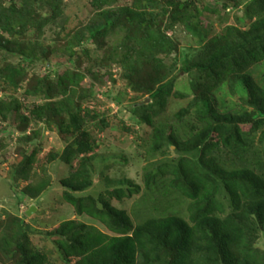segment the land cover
Here are the masks:
<instances>
[{
	"label": "rangeland",
	"instance_id": "1",
	"mask_svg": "<svg viewBox=\"0 0 264 264\" xmlns=\"http://www.w3.org/2000/svg\"><path fill=\"white\" fill-rule=\"evenodd\" d=\"M174 1L153 0L149 9L144 0H0V14L6 9L0 17V264H14L19 257L28 264H83L78 244L71 245L88 240L93 231L124 236L148 220L175 216L193 226L206 215L215 218L219 234H231L240 225L225 264L252 250L264 264V219L246 206L261 187L251 188V198L244 188L254 186V178L264 180L262 163L252 157L259 132L251 124L264 115L242 81L246 74L264 90V58L247 60L242 55L245 39L226 33L231 26L249 29L253 19L244 5L250 0ZM125 8L131 9L132 27L121 22ZM162 9L167 14L161 24L151 22L153 29L160 28L177 46L154 53L141 39L147 28L136 26L152 20L147 12L160 14ZM107 24L112 27L100 35ZM222 40L229 46L215 51L213 43ZM130 45L136 50L129 55ZM220 57L228 65L211 71L212 83L200 94L206 80L195 64ZM145 59L164 65L165 80H173L168 92L149 98L154 107L147 110L150 124L132 111L149 96L129 76V67ZM187 65L190 70L183 72ZM5 67L15 71L12 79ZM43 82L51 89L38 93ZM202 94L209 99L208 111ZM244 113L249 121H233ZM214 125L231 132L229 141L220 140L206 152L190 149L201 130ZM79 130L92 148L66 159ZM242 143L247 150L237 154L236 145ZM210 158L208 195L200 201L191 196L203 192L191 186L201 175L194 166L201 169ZM23 164L29 168L26 177L16 174ZM234 169L245 170L249 178L227 176ZM80 185L84 187L75 189ZM70 197L81 200L78 206ZM104 204L122 213L127 228L110 229L94 214ZM31 206L35 209L28 214ZM155 231L147 229L148 248L136 251L133 264H161L156 256L165 257L169 244L156 241ZM186 247L183 251L190 254L183 264H224V254H207L203 242ZM167 257L172 261L177 254Z\"/></svg>",
	"mask_w": 264,
	"mask_h": 264
},
{
	"label": "trees",
	"instance_id": "2",
	"mask_svg": "<svg viewBox=\"0 0 264 264\" xmlns=\"http://www.w3.org/2000/svg\"><path fill=\"white\" fill-rule=\"evenodd\" d=\"M144 1L148 2L149 9L153 7L152 4L153 0H144ZM168 2L171 3V5L175 4L174 0H168ZM176 5L180 6L181 4L177 3ZM162 10L164 11H160L159 12L160 14L145 11L152 16L151 17L152 20H147L146 22V20L143 19L140 22H138L139 24L136 26V27L143 26V31H145L147 28V31L143 33V37L141 39H143L145 43L146 42L148 43L147 47L152 49L154 53H156L157 51L160 52L163 51L165 53H169L177 46L174 41L168 38L163 32H160V28L153 29L151 22L154 20L161 24L163 21V16L167 14L165 12L166 9H162ZM5 12L6 9L4 8L3 12L0 14L1 18L2 16H4ZM122 13H123L121 20L122 24L124 23L126 26H130V27L134 26V19L131 15V9L125 8V10H123ZM244 13H246L249 19H253L250 21L249 29L243 32L231 26V27H227L226 33L227 35L232 34L238 40H240L241 38L245 39V41H243L245 42L244 45L242 43H237V42L234 44L243 45L242 55L244 58L247 57L246 58L247 60L253 59V61H257L264 58V0H250L248 3L244 5ZM111 27H112L111 25L107 24V27L104 28L102 31H100L99 34L102 35ZM114 28L116 27L115 24L113 23L112 29ZM233 41L236 40L234 39ZM226 42L227 40H222L220 44H217L216 42L213 43L214 44L213 49L215 51L224 50L226 47L229 46L226 44ZM126 47H128V54L130 55L131 50H134L136 46L130 45ZM135 56L137 58L138 54L135 53ZM150 56L152 57V54H150ZM223 60L224 59L220 57L209 61L207 64H204L203 62H199L195 64L196 68L200 72L198 75H201L206 80V82L204 83L202 82V85L199 86V88H201V90H199L200 94L203 93L205 87L206 90H208L207 87H209L210 86L209 84L212 83L209 77L211 76V71H214L218 65L223 64ZM243 60L245 59H241V61ZM154 61H155L154 59H150V60L145 59L142 60L140 63H138V65L135 67L133 65L129 67V73H130L129 76L133 75L132 82L134 84H137L135 88L142 89L149 96L150 99L158 97L160 94H162L165 91L168 92L170 89L168 88L167 85L173 81L171 78L170 81L167 83V80H165L166 70L164 68V65L156 64L157 62L154 63ZM223 65L225 66L228 64L225 63ZM190 68L191 67L188 65L185 66L183 68V72L189 71ZM3 69L5 70V72L8 70V75L10 76V79L13 78L12 76L16 75L15 71L12 72V68L5 67ZM220 71L221 70L219 69V72ZM215 79L218 78L215 76ZM242 81L247 86V89L251 95L252 98L251 103L254 102L255 104H257L258 107L261 108L260 111L264 115V90L259 89L257 85L254 83V81L251 79V77L246 74L242 76ZM11 82L14 83V81ZM15 83H17L16 80ZM48 84L44 82L41 84V86L39 84L38 86L40 87L38 93H44L45 91L48 92V90L51 89L50 85ZM200 100L202 105L205 107V110L206 109L207 111L210 110L209 99L207 97H204L202 94V96H200ZM140 110L142 112L141 114L139 113ZM147 110L149 112L154 111L153 101H150L147 104L137 103L132 108L134 114L136 113L139 114V116H137V119L150 124L151 122L150 114L149 112L147 113ZM243 120L249 121V115L247 113L238 116V118H236L233 121L235 123H240ZM251 124H253L252 128H255V130L259 132L258 150L252 153V157L253 160L256 161V163L257 162L262 163V167H264V117H260V118L258 117L252 119ZM79 125L80 124L78 123L77 130L80 129ZM79 131L80 133L75 136L73 143V145H75L76 147L73 148L71 146L66 150L67 151V154L65 156L66 159H68L67 157L72 155L74 152L83 153L92 148V144H90V142L86 138L87 137L86 133L81 130ZM215 131L216 133L218 132V135H216L218 140L213 143L212 136ZM158 132L159 130L156 129L155 133L157 134ZM230 136H231V132L227 133V131H224L222 128L218 129V125L209 126L205 130H201V132L198 134V137L194 140L193 145L191 146L190 149H200L201 152L204 151L206 152L212 146H215L220 140H222L224 143H227L230 139ZM170 140L175 145V147H179V143L176 140L171 138ZM158 144L159 143H156L155 147H158L159 146ZM251 144L252 141L249 144H247L248 148L251 147ZM245 145H246L245 143L236 145L238 151L236 153L239 154V152L241 151H246L247 147ZM233 147H235V144L233 145ZM29 160L30 159L26 158L27 162ZM210 160L212 159L210 158L208 159V161L206 160L204 164H202L203 168L201 169L198 168V166H194L195 171L201 170L200 171L201 175L196 176V180H194L191 183V186L194 187V190L202 189L203 192H201L199 196H197L195 193H191V196H193L194 198L201 197L200 201H202L204 197L206 199L208 195L206 194L205 191L209 190L207 189V183H208L207 181L210 180V174L205 169L209 166ZM28 170L29 168L23 164L16 169V174L26 177V175H28ZM228 175H230L231 177L238 175L239 179L241 178L243 181L244 179L249 178L248 172L239 169L231 170V172L227 171V176ZM254 179L256 181L253 182L254 186L252 187L244 186L245 192H247V196L251 198V194L254 192V190H252L251 188L255 186L261 188L260 190H258V192H255L256 195L255 197H257V199L252 204L253 206L249 205V203L248 204L246 203V206L249 207L248 211L257 209V211H259L258 213L259 219L262 221L261 218L264 219V180L260 181L259 179L256 178ZM199 186H201V188ZM83 187L84 185L82 186L80 185V186H76L75 189H80ZM258 193H260L261 196H257ZM70 201L71 203L76 204V206H78L77 204H79V201L81 200L76 199L74 197H70ZM205 211H207V209H205ZM94 214L103 218L110 229L116 231L122 228H127L125 227V223L127 222V220L122 215V213L116 211L114 208H112L107 204H104V208L102 209L99 208L95 210ZM214 221H216L214 217L206 215L193 226H188V224L182 219H179L178 217L175 216H168L164 218L146 221L144 224H142V226L136 227L131 235L108 236L104 233L93 231L92 235L88 238V240H83V241H79V239L75 240V242L71 246L74 248L78 244L80 252L82 253V257L80 261L83 264H93V260L98 261L99 264L101 263L102 264H133L136 251L139 249H144V251H146V248H148L147 244L149 239L147 240L146 236L149 233H147V229L150 227H154L156 231L152 236L156 239V241L162 240L164 243L169 244L168 249L166 250L165 257L159 258L156 256L157 259L161 260V264H165L167 261L169 262L168 264H183L182 261H184L187 255L190 254V251L185 252L183 251L185 250L183 248H185L186 246L188 247V245L191 242L193 243L203 242L204 243L203 249L207 251V254H209L211 251H214L215 256L217 258H219L220 255L223 253L224 256L222 260L224 261L225 264V262L229 260V256L231 255V254H227L228 253L227 251H229V247L231 246V244L234 243V241H236L234 240L235 239L234 236L236 235L237 230L239 231L240 225H237L234 230L232 229L230 231L231 234H229V231H225L223 234H219V230H218L219 226L218 224L214 225L213 223ZM203 223L205 224L204 228L202 227ZM144 228L146 230V231L144 230L145 233L142 232ZM172 253L177 254V258L175 260L170 261L169 260L170 258L168 257L166 258V256H170ZM245 253L246 254L241 260L233 259L232 261H229V263L259 264L255 255L253 254V250L249 254L247 252ZM186 259H188V257ZM25 261L26 260L23 257H19L17 261L15 259L14 264L15 262L16 264H28ZM94 263L96 264V262ZM189 263L202 264L199 260H193L192 262ZM217 264L220 263L217 262Z\"/></svg>",
	"mask_w": 264,
	"mask_h": 264
},
{
	"label": "water",
	"instance_id": "3",
	"mask_svg": "<svg viewBox=\"0 0 264 264\" xmlns=\"http://www.w3.org/2000/svg\"><path fill=\"white\" fill-rule=\"evenodd\" d=\"M149 101V97H147L143 102H139V104H141V103H147ZM34 207L33 206H31L29 209H28V211H27V213L28 214H31L33 211H34Z\"/></svg>",
	"mask_w": 264,
	"mask_h": 264
}]
</instances>
